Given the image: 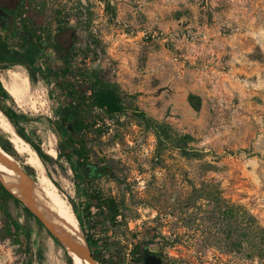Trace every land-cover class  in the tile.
<instances>
[{
	"label": "rangeland",
	"instance_id": "rangeland-1",
	"mask_svg": "<svg viewBox=\"0 0 264 264\" xmlns=\"http://www.w3.org/2000/svg\"><path fill=\"white\" fill-rule=\"evenodd\" d=\"M18 21L48 45L35 67H0V82L16 71L30 89L0 111L10 107L22 138L49 157L47 175L74 212L75 158L59 153L65 126L56 114L65 101L45 60L53 49L66 53L84 147L122 177L100 181L120 210L84 221L101 256L156 241L167 264L262 263L249 226L255 219L264 229V0H24ZM98 88L115 89L123 111L90 106ZM159 127L194 141L181 152L158 140ZM0 264H73L1 184Z\"/></svg>",
	"mask_w": 264,
	"mask_h": 264
},
{
	"label": "flooded vegetation",
	"instance_id": "flooded-vegetation-1",
	"mask_svg": "<svg viewBox=\"0 0 264 264\" xmlns=\"http://www.w3.org/2000/svg\"><path fill=\"white\" fill-rule=\"evenodd\" d=\"M23 5L24 0H0V45L5 44L13 51L17 49L24 50L28 48V45L24 43V39H26L29 43L35 45L38 54H40L47 47L48 43L47 41L39 42L35 36L27 32L22 21H18ZM45 55L47 68L50 69L52 76L56 78V88L63 96L64 104L68 105L72 98L69 94L71 92L70 83L66 76H68L69 72L76 71V67L70 66L66 53L59 52L57 49H53L49 54L46 53ZM50 58H54L57 63L54 62V65H50L48 62ZM14 64L16 63L9 60L0 64V67L4 68L5 65ZM20 64L25 67L29 66L22 62ZM8 101L9 99L0 97V103L8 104ZM9 108L3 107V110ZM80 140L81 136L78 138V141ZM60 142L61 140L59 144ZM77 151L78 154H73L71 157L75 158L72 170L74 190L76 192L73 199L74 214L75 217L78 216L79 218V226L85 234L94 256L96 248H94L87 235L91 227L87 228L84 221L90 217L91 221H88V224L92 225V223L110 215L112 211L116 212L120 210L116 204L115 197L104 195V189L100 181L106 175H109L116 181L122 180V177L117 175L110 164L100 162L98 157H95L96 160H93L90 153H83L84 151H82L80 144H78ZM151 255L154 257V261L153 259L146 261V258ZM105 259L106 264H167L162 255V248L156 241H139L133 245L129 243V248L124 247L119 252L109 251Z\"/></svg>",
	"mask_w": 264,
	"mask_h": 264
},
{
	"label": "bare ground",
	"instance_id": "bare-ground-1",
	"mask_svg": "<svg viewBox=\"0 0 264 264\" xmlns=\"http://www.w3.org/2000/svg\"><path fill=\"white\" fill-rule=\"evenodd\" d=\"M8 75L10 82L1 79L4 88L16 102L23 103L30 90L28 78L16 71H11ZM0 131L5 134L14 151L24 158V164L35 171L34 177L25 172L19 161L10 154L11 152L8 153L9 151H5L0 146V170L9 184L25 199L49 209L55 216L59 217L66 224L73 237L82 238L83 233L79 226L80 223L78 224L70 201H67L60 194L59 189L48 177L46 167L36 151L16 132L9 119L1 111ZM47 153L52 157L56 155L54 148L49 149ZM44 224L47 229L58 236V233L49 224ZM72 251L74 253L71 255L73 264H87L78 256L82 255L80 247H76Z\"/></svg>",
	"mask_w": 264,
	"mask_h": 264
},
{
	"label": "trees",
	"instance_id": "trees-1",
	"mask_svg": "<svg viewBox=\"0 0 264 264\" xmlns=\"http://www.w3.org/2000/svg\"><path fill=\"white\" fill-rule=\"evenodd\" d=\"M22 23L24 24L27 32L30 35H32L31 31L27 27L26 22L22 21ZM24 43L28 45V48L24 50L17 49L14 51L11 50L9 47H7V45L5 44L0 45V64L7 62L9 60H12L14 63L20 64L22 62L27 65L35 67L36 62H37L38 50L35 47V45L29 43L26 39H24ZM0 97L4 99H9V100L13 99L11 98L12 96L9 94V92L4 88L2 82H0ZM193 98L194 97L191 96V102L193 101ZM90 106H96L98 108H101L103 111H105L108 114H115V113L123 111L120 98L116 94L115 89L113 88L95 89L93 93L91 94ZM3 112L7 116V118L10 120V122L13 124V126L15 127L16 132L21 137L26 138L24 135L23 129L20 127L19 121L16 118L15 112L10 108L3 110ZM56 115H57L59 122L65 126V131L60 136L61 142L59 144V153L63 156H66L67 158H71L73 154H76L78 152L77 147H78V144H80L82 151H84L83 153L86 154L87 151L84 147V139H83L82 134L80 133L82 120L79 118L77 111H75V109L72 107V103L70 102V104L68 105L64 104L59 109ZM63 136L65 137L63 138ZM79 136H81L80 141H78ZM156 136L159 141L169 140L171 142V145L175 149L181 150V152H185V148L187 144L189 142L194 141L193 137L190 134L170 136L163 127H159V129H157ZM27 140L43 162L49 159V157L45 153H43L39 145L34 144L29 139ZM1 145L4 149L8 150L7 145L3 141H1ZM25 210L29 212L27 208H25ZM241 213L245 214L244 211H242ZM245 226H246L245 223L241 222L239 224V231L241 235L245 229ZM249 228H250V234H252L253 239H254V245H253L254 255L259 258V260L262 262L261 264H264V229L258 224V222L255 219L252 220ZM91 242H92V245L95 246L96 248L94 257L98 261L106 264V259L104 258V256L100 255L101 247L94 245L95 244L94 241H91ZM240 242H241L240 244H242V241Z\"/></svg>",
	"mask_w": 264,
	"mask_h": 264
},
{
	"label": "water",
	"instance_id": "water-1",
	"mask_svg": "<svg viewBox=\"0 0 264 264\" xmlns=\"http://www.w3.org/2000/svg\"><path fill=\"white\" fill-rule=\"evenodd\" d=\"M0 184L11 196L20 201L22 205L27 208L33 215H35L43 224L47 223L50 225L53 230L58 233V236L52 233L49 229L48 230L54 236H56L58 241L66 248L67 251L70 252L71 255L74 254L72 250H74L76 247H80L82 255L78 256L83 262L87 264H103L93 256L90 246L84 236L82 238L73 237L66 224L59 217L55 216L49 209L25 199L14 187L9 184L1 170ZM152 259L154 261V257L151 255L146 258V261Z\"/></svg>",
	"mask_w": 264,
	"mask_h": 264
}]
</instances>
